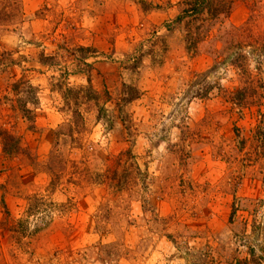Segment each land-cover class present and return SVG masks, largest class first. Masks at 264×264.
Wrapping results in <instances>:
<instances>
[{
    "label": "rangeland",
    "instance_id": "1",
    "mask_svg": "<svg viewBox=\"0 0 264 264\" xmlns=\"http://www.w3.org/2000/svg\"><path fill=\"white\" fill-rule=\"evenodd\" d=\"M190 1L0 0V264L264 244V158L240 142L264 115V0ZM249 82L259 105L222 97Z\"/></svg>",
    "mask_w": 264,
    "mask_h": 264
},
{
    "label": "trees",
    "instance_id": "2",
    "mask_svg": "<svg viewBox=\"0 0 264 264\" xmlns=\"http://www.w3.org/2000/svg\"><path fill=\"white\" fill-rule=\"evenodd\" d=\"M207 0H192L189 2L190 8L188 11L192 13H198L203 10ZM264 51V45L262 47ZM264 54V53H263ZM250 82L247 86H242L234 92L224 91L222 93V97H225V101L243 109L251 105H259V101H261V94L255 93L256 95L250 97V90L252 88L249 86ZM257 92V91H256ZM0 136L2 137L3 151L8 153L10 149L13 147V142L10 135L5 134V132H0ZM243 148H247L245 152L246 159L251 162V164L261 158H264V115H261V119L256 126V129L250 139L240 140ZM248 144L247 147H245ZM254 226V225H253ZM256 229V227L254 226ZM253 236V235H252ZM236 240L239 242H246L245 247H247L246 254L240 257H235L233 260V264H264V244L257 243L253 244L247 241L246 235L235 234ZM249 238V237H248Z\"/></svg>",
    "mask_w": 264,
    "mask_h": 264
}]
</instances>
